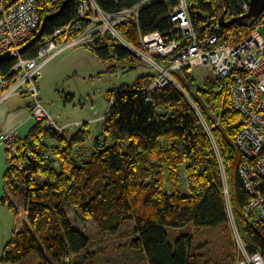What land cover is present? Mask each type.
Segmentation results:
<instances>
[{
    "label": "trees",
    "instance_id": "16d2710c",
    "mask_svg": "<svg viewBox=\"0 0 264 264\" xmlns=\"http://www.w3.org/2000/svg\"><path fill=\"white\" fill-rule=\"evenodd\" d=\"M77 1L70 0L61 11L63 1H42L40 25L20 48L23 59L34 58L45 37L76 18ZM142 1L146 0H95L108 14ZM226 1L225 19L240 17L236 6L241 0ZM173 5L174 0H164L143 7L136 25L119 27L124 40L138 47L140 35L167 34L172 29L168 14ZM224 7L220 0H193L190 19L196 31H210ZM50 16L54 17L44 22L39 34L43 20ZM253 24L252 19L242 20L220 32L222 37L233 31L245 35ZM90 52L110 63L108 72L122 63L128 69L133 62L141 63L119 45ZM12 64L0 65V76L8 77ZM154 77L144 75L111 91L100 136L88 153L80 151L87 143V131L67 136V131L58 134L37 121L19 140L17 154L6 152L0 202L15 216L21 207L24 220L2 248L1 263L59 264L70 254L83 259L73 264H85L93 256L92 243L71 225L65 212L69 208L101 232L113 234L131 223L135 238L129 246L143 253L145 264H200L202 256L193 247L192 235L179 236L170 244L166 229L223 227L230 232L225 187L248 252L264 258V223L244 213L249 194L237 173L243 161L235 143L238 112L215 76L199 84L185 69L173 72L182 91L168 84L147 101L144 90ZM17 163H23V169ZM97 186L101 192L93 194Z\"/></svg>",
    "mask_w": 264,
    "mask_h": 264
},
{
    "label": "built area",
    "instance_id": "2783aa9c",
    "mask_svg": "<svg viewBox=\"0 0 264 264\" xmlns=\"http://www.w3.org/2000/svg\"><path fill=\"white\" fill-rule=\"evenodd\" d=\"M42 1L0 0V55L6 52L13 55L8 77L0 76V101L11 96H29V117L63 134L78 127L79 123H58L40 99L38 82L45 66L69 50L86 48L90 51L112 45L125 48L141 63L155 70L153 82L144 90L147 101L151 93L168 84L180 89L173 72L185 69L192 74L194 68L209 67L218 80L220 90L228 96L239 114L235 143L243 161L237 173L249 194L244 213L254 214L264 223V36L261 34L264 30V10L245 35L233 31L222 37L218 23L210 25V31H196L190 19L193 0H174L168 14L171 31L167 34L152 32L140 35L139 46L136 47L124 40L119 27L136 25L143 7L153 1L164 0L142 1L114 14L105 13L95 0H78L76 18L45 37L34 58L23 59L19 50L40 25L39 6ZM48 1L58 3L64 0ZM236 10L241 15L246 14L249 0L238 1ZM21 138L15 130L0 133V144L14 156ZM26 156L31 158L30 154ZM219 163L221 166L220 159ZM16 165L20 170L24 167L23 163ZM224 197L237 252L236 264H264V258L259 253L248 252L242 234L234 224L226 187Z\"/></svg>",
    "mask_w": 264,
    "mask_h": 264
},
{
    "label": "rangeland",
    "instance_id": "374dc122",
    "mask_svg": "<svg viewBox=\"0 0 264 264\" xmlns=\"http://www.w3.org/2000/svg\"><path fill=\"white\" fill-rule=\"evenodd\" d=\"M261 34L264 36V30ZM76 50L90 53L86 48H76L65 52L51 63L50 68L48 67L47 73L52 72L51 75L54 77L52 76L51 82L46 84L51 89L54 104L62 107L60 110L63 112V119H67L68 123L78 122L79 125H82L83 121L87 122V120L93 119L88 122L87 126H84L90 139L80 151L86 154L91 147L93 138L101 133L102 123L100 120L109 108L108 96L111 91L121 86H130L141 76L154 75L155 70L143 63L133 62L131 63L132 69L123 67L127 63H122L115 72H108L106 69L110 63H103L92 54L89 60L84 59L83 61L81 55H72ZM69 56L70 58L67 59ZM74 58L75 60H73ZM191 75L200 84L203 79L214 76V73L211 68L205 67L192 69ZM49 80L47 78L46 82ZM68 94H71L69 98H67ZM64 103H66L65 110L63 109ZM54 119L57 118L54 117ZM98 192H101V186H97L93 194ZM19 210L20 212L18 211L19 213L15 216L4 207V214L0 216V250L10 240L12 231L21 229L24 214L21 207ZM65 212L71 225L91 240L90 251L93 256L89 257L85 264H145L143 253L133 250L129 246L130 241L135 238L131 223H124L112 234L108 231L101 232L91 220L78 219L69 208H65ZM231 231L229 232L223 227L211 230H194L191 226L181 229H166L170 244H173L179 236L192 235L193 247L196 249V253L202 256L200 264L237 263V252ZM80 260L83 259L67 254L59 264H73Z\"/></svg>",
    "mask_w": 264,
    "mask_h": 264
},
{
    "label": "crops",
    "instance_id": "0c3cea01",
    "mask_svg": "<svg viewBox=\"0 0 264 264\" xmlns=\"http://www.w3.org/2000/svg\"><path fill=\"white\" fill-rule=\"evenodd\" d=\"M63 54H61V55H63ZM75 54L81 55L83 57V61H84V59L89 60V58H91L90 57L91 54L96 57V55L94 53H92V52L87 53L86 51L81 52V51L76 50V52L72 55H75ZM61 55L53 58L45 66L44 71H43L44 74L42 75L41 79L38 82V89H39V93H40V99H41L43 105H45L46 108L48 109V111L55 118H57L56 121L58 123L66 124V123H68V121H66L67 119H63V112H62V110H60V109H62V107L61 106L59 107V106L54 104L55 101L53 100L54 97L51 95V89H49L48 85L46 84V83L49 84L51 82V79L54 77V75H51L52 72L47 73V69H49L51 66V63L53 61H55ZM69 58H70V56L67 57V59H69ZM73 60H75V58ZM98 60L101 61L100 59H98ZM47 78L50 79L48 82H46ZM1 93L2 92L0 91V99H1ZM67 96H68L67 98H69L71 96V94H68ZM63 109L64 110L66 109V103H64ZM29 110H30V97L29 96H25V95L24 96H11L4 101H0V133H8L12 130H15L21 137H24L28 133L31 126L34 124V121L29 117ZM92 120L93 119H89V120H87V122L83 121L82 125H79L76 128L68 129L66 134L71 135L78 130L87 131V129H84V126H87L88 122H90ZM95 120H98V119H95ZM100 122L102 123V120H100ZM98 136L94 137L92 142ZM88 139H90L89 134H88ZM88 139H87V141H88ZM6 160H7L6 151H5L4 147L0 144V201H1V198H2L3 193H4L3 174H4L5 169L7 167ZM3 212H4V207H2L1 202H0V216H1V214L2 215L4 214ZM19 212H20V210H19ZM1 250H0V252H1Z\"/></svg>",
    "mask_w": 264,
    "mask_h": 264
},
{
    "label": "water",
    "instance_id": "95a60500",
    "mask_svg": "<svg viewBox=\"0 0 264 264\" xmlns=\"http://www.w3.org/2000/svg\"><path fill=\"white\" fill-rule=\"evenodd\" d=\"M70 0H64L62 2L60 11L66 6V4L69 2ZM203 1H214V0H203ZM223 2V4L225 5L222 13L219 15L217 23L221 28H227L230 27L231 25L235 24L236 22L242 21V20H255L264 10V0H249V11L246 14L241 15L240 17H236V18H231L226 20L225 17L227 15V8H228V3L226 0H220ZM54 16H50L46 19L43 20L41 29L39 31V34L41 33L43 24L46 20H50L52 19ZM22 49L19 50V52H21ZM13 60V55L10 52H6L2 55H0V65L9 63Z\"/></svg>",
    "mask_w": 264,
    "mask_h": 264
}]
</instances>
